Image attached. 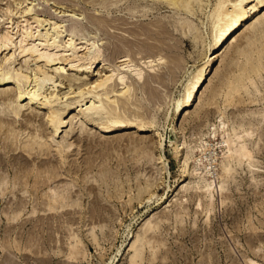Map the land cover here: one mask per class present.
<instances>
[{"label":"rangeland","instance_id":"374dc122","mask_svg":"<svg viewBox=\"0 0 264 264\" xmlns=\"http://www.w3.org/2000/svg\"><path fill=\"white\" fill-rule=\"evenodd\" d=\"M48 1L0 0V30L11 27L9 30L15 38L21 27L29 23L31 30L36 31L37 23L33 17L23 14L24 7L32 4L53 14L52 19L44 15L48 21L38 27L40 33L51 31L50 23L57 21V16L59 21H66L64 24L68 29L71 22L66 19L70 18L67 16L70 13L65 10L73 11L75 7V13H72L80 20L76 26L82 25L77 30L78 37L86 38L89 43L93 41L99 47L100 60L106 58L104 54L108 58L103 68L102 62L96 63L91 70L80 67L69 71L66 78L43 67L57 82H62L63 87L58 89V96L63 98L61 101L72 98L78 90L87 91L90 81L108 74L109 69L116 67L120 63L118 60L126 58L134 48L132 57H127L131 63L138 68H147L148 64L142 63V67L141 62L153 60L151 68L157 70L154 75V70L150 73L149 68L142 69L153 77L149 84L143 85L142 91H139L143 87L139 86L143 84L142 80L139 84L135 81L137 92L134 85L132 100L143 103L134 101L140 106L139 110L143 109L144 118L152 119L153 131L137 134L133 129H123L101 136L98 129L75 120L66 129L68 135L52 137L44 123L45 110L22 102V107L14 112L16 88L11 84L0 86V264H264V18L262 21L257 19L260 14L255 13V17L248 20L251 27L238 37L242 41L237 39L231 47L216 53L218 59L208 68L209 77L204 85L217 89L212 105L198 110L195 120L191 113L184 116L185 120L180 118V124L176 122L177 106L186 87L197 81L215 42L210 15L217 0L192 1L183 10L163 2L147 6V2L107 0V5L90 6L85 0H75L77 7L75 4L71 7L66 0ZM94 13L102 20V25L87 19ZM104 19L109 20L107 24ZM158 20L164 35L161 32L157 34L159 37L156 35L159 28L157 31L151 28L155 33L146 34L144 25L151 26ZM136 28L143 32L142 36L138 35L141 44L140 39L133 38L134 34L137 36ZM126 29L129 33L123 31ZM116 33L123 37L124 44L119 36V41L115 38ZM67 34L62 32L60 39H67ZM153 38L155 42H152ZM160 38L165 45L159 42ZM130 39L134 40L132 44ZM148 39L149 42H144ZM115 41L118 44L115 45ZM78 42L81 43L76 41V44ZM125 42L134 46L125 45ZM79 43L77 51L82 55L86 44ZM105 43L110 44L109 47ZM148 43L151 50L154 45L160 47H154L152 53L145 50ZM119 44L121 49L116 47ZM165 46L169 50L165 51ZM8 51L0 52L1 67ZM12 51L13 48L8 54ZM165 54L171 55L170 59L177 57L176 66H172L173 60H169L171 64ZM143 56H146L145 60ZM35 64L33 58L19 56L15 51L13 69L29 74ZM38 65L43 66L42 63ZM66 68L70 69L69 66ZM239 77L240 81L235 83ZM153 84L156 85L152 88L156 90L152 93L153 96L156 94L154 102L148 94L152 92L150 85ZM232 87L237 88L233 90ZM208 90L202 89L203 98L207 97ZM174 128H178V132ZM228 136L236 142L237 137H242L238 142L251 151V158L226 161L232 171L222 177L220 161L230 152L222 142ZM176 138L184 143L182 152L190 154L185 174H182L178 160L180 153H176L172 144ZM63 140L70 146L61 147ZM203 141L209 144L208 150L216 159L212 161V173L205 177L214 181L211 195L200 187L199 176L193 171L194 159L200 154L198 146ZM162 165L167 167L166 170ZM220 183L222 190H219ZM149 223L155 224L156 229L146 234L141 258L132 261L134 249L131 244L136 238L143 237ZM76 242L80 249L77 257L72 258L69 251Z\"/></svg>","mask_w":264,"mask_h":264},{"label":"bare ground","instance_id":"6f19581e","mask_svg":"<svg viewBox=\"0 0 264 264\" xmlns=\"http://www.w3.org/2000/svg\"><path fill=\"white\" fill-rule=\"evenodd\" d=\"M44 1L46 2V0H43V2ZM66 1L70 2L71 3V7H72V4H75L74 6H76L77 3L80 0L79 1L77 0L78 1L77 3H75L76 2L75 0H73V1L66 0ZM85 1L90 6L91 5H96V4H99V5L105 4V5H107V3H108L107 0H85ZM125 1H132V2L137 3V4L139 2H147V4H148L147 6H149L150 3L163 2V3L167 4V5H169L170 7L173 6V7H177V8L179 7V8L182 9V8H186V6L192 1H202V0H125ZM48 2H50V1H48ZM81 2H83V0H81ZM17 4H19V3H17ZM57 4H59V2ZM84 4H85V2H84ZM54 5H55V7H57L56 4H54ZM42 6H43V4H42ZM128 7H129V5H128ZM47 8L49 9V7H47ZM65 8H67V7L65 6L64 9ZM83 8H85V7H83ZM69 9H70V7H69ZM92 9H94V8H92ZM66 10H65V12H67V14L70 13L69 15H67L70 18H67L66 20L71 22V26H69L68 29H67V26L64 24L66 21L63 23L64 20H62L61 18L60 19H61L62 22L59 21L58 20L59 18L57 16L58 19L55 17L57 21H52L50 23L53 26L52 30L51 31L50 30H46L45 32L40 33V30H38V27L42 26V23L48 21V20L46 21L44 15L46 14L47 15L46 17L52 19L53 18L52 17L53 14H51L49 10L42 11L41 7L39 9V7L36 8L32 4L30 6L24 7L23 14L25 16H32L33 17L35 24L37 23L36 24L37 26L35 27V28H37L36 31H32L31 30V28L29 27L31 25L29 23H27L25 26L21 27L22 29L20 28L21 31L18 33V36L15 37V38H14V35H12L13 33H11V30H9V28H11V27L7 26V27H5L6 29L4 28V30H0V52L1 51H8V50L10 51L13 48V51L11 53L8 54L9 51L6 52V54L4 55V58H3V60H4L3 64L4 65L2 67L0 66L1 67V69H0V86H6V85L11 84V85H13L16 88V90H17V92L15 94L16 95V106L14 108V112L18 111V109H20L22 107V105H21L22 102L23 103L26 102L27 105H33V104L37 105L39 107V108H37L38 110H40V109L41 110H45V112L43 114V116L45 117L44 123H45V125H47L46 127H48V129L50 130V133H51L52 137H56V136H59L61 134H62L63 137L65 135H68L66 129L67 128L69 129L70 128V127H68L69 124L73 123V121H75V120L76 121L82 120L84 125H87L89 127L91 126V128L98 129V132L100 131V133L102 134L101 136L109 135V134L118 132L119 130H123V129H133L134 132L137 133V134H143V133H147V132H152L153 131L152 130V127H153L152 119L149 120L150 117H149V119H147L145 117L147 119L146 120L144 118V116H143V113H142L143 109L141 108L142 110H139L138 108L140 106H138L134 102L136 100H134V101H132V100L134 99L133 98V93L136 91V85L139 84L138 81L142 80V83H143V84H141L139 86L142 87L144 84L146 86V84L149 82V79L153 77V74H152V76L150 75L151 69L154 70V67L151 68L152 67L151 63L153 62V60H149L148 59V61H147V59L145 58L146 56L145 57L143 56V59L144 60L146 59L145 61L141 62V60L138 59V61L141 62L140 66H142V63L145 64V65L148 64L147 68H149V72L150 73L146 74V71L148 70L146 67H144V68H146L147 70H145V72H143L142 69H144V68H141V67L138 68L135 64H133V63H131V61H129L130 60L129 58L127 59V57L129 55L131 56L132 54H134L133 53L135 51L134 48L133 49L131 48L133 51L130 52L129 55H127V56L126 55H121L120 57L126 56V58H123V60H121V58H120L121 61L118 60L120 62L119 64L117 63L118 66L116 64L115 65L116 67H113V69L110 68L111 71L108 68L109 69L108 74H103V76L99 75V77L97 79H94L93 81H90V83H89L90 85H88L89 88L85 87L87 89V91L84 92V89H83V91L82 90H78L77 92L74 91L75 94L72 93L73 94L72 98L68 99L67 97H65V99L67 98L68 100L61 101L63 98L61 99L58 96V91H59L58 89L61 88L62 85L60 83H62V82H60L59 80L57 82V79L55 80V78L52 75L48 74V72L46 70H43L45 67L46 68H50L51 70H53V72L55 74H57L58 77L66 78L70 74L69 71L73 72V69H75V70L76 69H81L80 67H82L85 70H91L94 67V65H96V63L97 64H101V62L104 63L106 58H108L107 54H104V55H106V58L100 60V57H101L102 54L100 53L101 50H99V47L97 48V46L95 45V43L93 41L89 43L88 42L89 40H86V38L78 37L77 33H79V32H77V30L82 25H80L78 28L76 26V24H79L78 22L80 20H78V18H74L75 16H77V15L74 14L75 13L74 12L75 11V7H74L73 11H70V10L66 11ZM94 10H96V9H94ZM84 11H85V9H84ZM211 11L212 12H211L210 16L212 17V20H213L212 21V33L215 35V42L213 44V48L211 49V53H210L207 61L205 62V65L203 66L202 70H200V73H199V76L197 78V81L195 83L189 84L186 87L183 99H182L181 103H179V105L177 106L178 108H177L176 113H177V117L178 118H177L176 122L177 123L180 122V124H181L180 118L185 120L184 116H186L187 114L191 113V114H193V116H191V117L193 119L195 117V119H196V116H197L196 112L198 110L200 111L204 107L208 108L210 106V104L213 102V100L215 98V95H216V90L217 89H215L216 87L213 88L214 86H211L212 88L210 89V85L209 86L208 85L204 86L207 78L209 77V74H207V70H208V68L210 66L213 65L214 62L217 61V59H218V55H216L217 52H219L224 47H225V49L228 48L229 46L231 47L232 42L234 43L238 39L239 35H241L240 33L242 31H244V30H248L251 27V25L249 24L250 22L248 23V20L252 16H254L255 13L258 12L260 14L259 17L257 15V19H260L261 21L263 20V18H264V0H217L216 3H215L214 8ZM72 12H74V13H72ZM82 13H83V11H82ZM64 14H66V13H64ZM78 14H81V13L79 12ZM88 14H90V13L88 12ZM79 16H82V15H79ZM96 18H97V16L95 17V13H94L93 15H89L87 19H91V21L94 20L95 23L97 22L98 24H101L100 22L102 20L100 21L99 18H97V19ZM102 18H104V17H102ZM81 19H82V17H81ZM106 19H104V20H105V22L107 24L108 23L107 21H109V20H106ZM112 20H114V19H112ZM120 20H117V21H120ZM4 21H6V20H4ZM91 21H89V22H91ZM26 22H27V20H26ZM86 22L88 23V21H86ZM113 22H115V21H113ZM156 22L158 23L159 20L156 21ZM156 22L151 23L152 25L148 26L149 28L146 27V25H144L145 26L144 28L146 30L143 27H141L143 32L145 30L146 34L148 32V35H149V32L151 31L154 34L155 33L154 30L157 31L156 28H159L158 32L156 33V35L157 34L159 35V33L162 31V30H160V28H161L160 25L161 24L160 23L157 24ZM88 26H90V25H88ZM162 26H163V24H162ZM95 27H97V26H95ZM98 27H100V26H98ZM98 27H97V29H98ZM137 28L135 29L136 30L135 32L133 31L134 33L137 34V36L135 34L133 35L134 37L132 35H130V34H132L131 33L132 31L130 32L129 36H132L133 38H135V37L138 38L139 37L138 35L142 36L143 32H140L139 30L137 31ZM141 28H139V29L141 30ZM151 28H154V30H152ZM79 29H81V28H79ZM162 29H164V27H162ZM105 30H104V32H105ZM128 30L126 29V30H123V31H127L128 32ZM81 31L82 30H80V32ZM62 32H67L68 33L66 35L68 37L67 39H65V40L64 39H60V34ZM106 33H108V31ZM161 34H162V32H161ZM115 35H116V37L113 36V34H112L113 37L117 38V36H119L120 34L118 33V35H117V33H116ZM156 35H154V36L157 38L158 35L157 36ZM162 35H164V34H162ZM121 36H123V35H121ZM105 37H106V35H105ZM113 37H112V39H113ZM119 38H120V36H119ZM119 38H117L118 41H119ZM122 38H120L121 41H122ZM147 38L145 36L146 40H147ZM154 38L151 39V40H153L152 42H155ZM138 39L141 40V41L138 40V41H140V44H141L142 39L141 38H138ZM76 41H81V43H79V42L78 43L82 44V45L86 44L85 45V49H84L85 52L82 55L78 54V51H77V44L78 43L76 44ZM106 41H107V39H106ZM118 41H117V43L115 41L114 44L115 45L118 44ZM131 41H134V40L130 39L129 42H131ZM138 41H137V43H139ZM158 41H159V39H158ZM161 41L162 40L160 38L159 42L162 43L163 41L162 42ZM123 42L124 41H122V43ZM129 42H128V44H129ZM144 42H149V39H148V41H144ZM110 43H112V42H110ZM164 43L166 44V42H163V44ZM249 43H250V41H249ZM106 44L107 43H105V45ZM120 44L116 46L118 49H121V48H119ZM123 44H122V46H123ZM126 44H127V42H125V45ZM130 44H132V42ZM152 44H154V43H152ZM109 45H108V47H109ZM138 45L139 44L135 45L136 49H137ZM147 45H148L147 46V48H148L150 45H149V43ZM236 45H235V47H238ZM111 46H113V43H112ZM132 46H134V45H132ZM132 46L130 45V47H132ZM158 46L159 45H157V46L154 45L152 50H154V47H158ZM144 47L145 46L143 45V48ZM150 47L152 48V46H150ZM150 47L148 49L146 48L145 50H149L150 51L151 50ZM162 47H163V45H162ZM161 48H159V49H161ZM78 49H79V47H78ZM102 49H104V47ZM107 49H109V48H107ZM163 49H165V51L169 50L168 48H166V46ZM16 50L18 51V55L19 56L29 57V58L31 57V58L34 59L36 64L30 71L32 74L31 73L25 74V73H23L21 71H18V70H15V69L12 68V63H13V59L15 58V51ZM138 50H139V48H138ZM157 50H158V48H157ZM107 51H105V53H107ZM116 51L117 50H115V52ZM139 51H141V50H139ZM149 51H147V52L150 53ZM117 52H120V51H117ZM147 52H146V54H148ZM153 52L154 51H152V53ZM159 52H160V50H159ZM136 53L139 54L137 51H136ZM110 54H111V52H110ZM165 55L167 56V54H165ZM166 56H164V58ZM118 57H119V55H118ZM170 57H172V56L171 55L167 56L168 61L169 60L170 61L173 60L172 61V63H173L172 66H174V65L176 66L174 61L176 62V58L177 57L175 56L176 57L175 58L173 56L175 59H172V58L170 59ZM61 58H64V59H63L62 62H59V60H61ZM110 58H111V56H110ZM117 58H115V59H117ZM150 59H151V57H150ZM160 59H158L159 60L158 63L162 64V62H160ZM133 61H134V59H133ZM155 61L157 62V60H155ZM39 63H42L43 66H39L38 65ZM109 63H111V62H109ZM163 63H165V62L163 61ZM157 64H154V65H157ZM165 64L168 65L167 62ZM171 64H169V65L171 66ZM107 65H110V64H107ZM67 66H69L70 69H67L66 68ZM105 66H106V63H104L101 68H103ZM165 67H167V66H165ZM94 70H96V66H95ZM155 70L153 71V73L155 72ZM156 72H157V70H156ZM97 73L101 74V72H99V71ZM154 75H155V73H154ZM161 75H164V74H161ZM156 76L159 77L160 75H157V73H156ZM154 78H156V77H154ZM240 78L241 77H239L238 80L235 83H238L240 81ZM150 80H152V79H150ZM156 80L158 81V79H156ZM226 80H224V81H226ZM135 81L138 84L135 85V83H136ZM154 83H158V82L155 81ZM222 83H224V82L222 81ZM134 85H135V91L133 90V86ZM153 85H150L151 89L156 87V85H154V86ZM159 85H160V83H159ZM204 87L209 89L208 90L209 93H208L206 98H203L202 92H201ZM144 88L145 87L143 86L142 88L139 89V91L140 90L142 91ZM232 88H233V90H236L237 87H235V88L232 87ZM148 90L150 91L149 87H148ZM148 90H146V91H148ZM46 91H49V93L48 92L46 93ZM151 91L152 92L151 93L148 92V94L152 95V96L150 95L152 97V99L151 98H149V99H151L153 101V97L154 96L156 97V94L153 96V94H154L153 92L156 91V90L152 89ZM145 94H146V92H145ZM134 97H135V95H134ZM155 97H154V99H155ZM135 99H138V98H135ZM149 99L147 98L146 100H149ZM157 100L159 101V99H157ZM136 102H139V104H143V103H140L139 100L136 101ZM141 102H143V101H141ZM146 103H147V101H146ZM143 108H144V106H143ZM37 109L32 108V110L34 112L39 114ZM190 109H193V110L190 111ZM72 111L73 112L75 111V113L74 114H70ZM150 111L151 110H149V112ZM125 114H128L129 117H124ZM191 114H189V116ZM36 119H37V117H36ZM221 125H224V123H221ZM176 126H177V124H176ZM177 130H178V128H174L175 132H178ZM42 132H43V129H42ZM143 137L144 136H142V138ZM144 138H146V137H144ZM240 139H242V137H237V142H236V141H234L231 138V136H228L222 142L223 144H225L226 147H228V149L230 151L229 154H227V156L224 158V160L220 161V168H221V174L220 175L222 177L228 175L232 171V167L228 163L231 158L232 159H237V160H239L238 158H246L247 160H249V158H251V151H249L247 149V147L245 146L244 143L238 142ZM149 141H150V139H149ZM162 144L163 143H161V139H160L159 140V146L161 147ZM172 144L175 146L176 153L177 154L180 153V154H178V160H179L181 172H182V174H185L187 172L186 168H187V165H188V160L190 159V154H187V153L185 154L184 152H182L185 146H184V143L180 139L176 138V140L172 141ZM60 146L63 147V148L64 147L67 148V147L70 146V144L69 143L64 144V140H63V141H61V145ZM226 147H224V148H226ZM208 148L210 149L209 144L207 142H204V141L201 142V144L198 146L200 154H199V156H196L195 159H194L195 164H194V167H193V171L195 172V174H197V176H199L197 178H198V183H199L200 187L203 188L207 194L211 195V189H212V186L214 185V181H212V180L208 181L207 179H205V177L212 173L211 166H212V163L215 162V161H213V159H215V158L212 157V155H211L212 152L210 153L209 152L210 150H208ZM226 161H228V162L226 163ZM85 163H89V161L85 162ZM201 165H202L203 168L202 169L198 168ZM213 165H214V163H213ZM162 166H163V169L166 170L167 167L165 165H162ZM198 171H200V172L197 173ZM222 189H223V185H222V183H220L219 190H222ZM155 229H156V225L149 223L148 226L145 228V231L143 230L144 231L143 237L141 239L140 238H136L132 242L131 247L134 249L133 255L131 256V260L132 261H135L136 259L141 258V256H142L141 255L142 254V250H141L142 248L141 247L147 240L146 234L148 232L155 231ZM79 249H80V247L78 246L77 242H76V244L72 245L70 247V251H69L70 257L76 258L78 253H79Z\"/></svg>","mask_w":264,"mask_h":264}]
</instances>
